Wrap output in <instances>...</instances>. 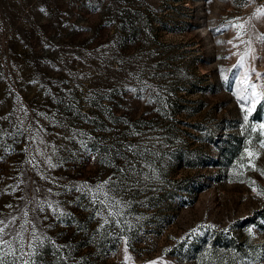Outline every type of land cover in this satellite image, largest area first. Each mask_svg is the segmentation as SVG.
<instances>
[{"label": "rangeland", "instance_id": "374dc122", "mask_svg": "<svg viewBox=\"0 0 264 264\" xmlns=\"http://www.w3.org/2000/svg\"><path fill=\"white\" fill-rule=\"evenodd\" d=\"M260 37L264 0H0V221L16 255L264 264V100L245 121L235 82L247 71L264 91Z\"/></svg>", "mask_w": 264, "mask_h": 264}, {"label": "snow or ice", "instance_id": "6c2138e0", "mask_svg": "<svg viewBox=\"0 0 264 264\" xmlns=\"http://www.w3.org/2000/svg\"><path fill=\"white\" fill-rule=\"evenodd\" d=\"M259 14V13H258ZM239 28H243L244 25L240 24L238 25ZM241 34L238 33V38ZM259 39L264 40V37H260ZM242 43H248L246 41H241ZM229 43H231V41H229ZM234 47H238L237 45H234ZM250 49L246 50L243 54L239 55V60L237 62L236 65H234V68H239V69H243L245 66V61L246 58L249 56L250 54ZM259 75V74H258ZM249 78H250V73L245 71L242 74L238 73L235 76V82L238 85H242L243 87H238L237 88V97L240 101H246L249 103V107H244V105L242 104L241 107L244 108V111L247 113L244 117L245 121L248 120V115H250L252 113V111L256 108V106L258 104H261V101L264 100V91H257V84L256 83H249ZM228 77H225V80H227ZM259 129L264 130V123H260L259 124ZM255 130V129H253ZM264 134V133H262ZM82 146H85L82 142ZM261 147H264V142L261 143L260 145ZM249 155H251V153H249ZM49 163H51L50 159H49ZM104 185H99L97 188V194H99L100 192L103 191ZM105 197L107 198V194H104ZM104 201L101 200L100 203H103ZM114 204H118L119 201H114ZM110 215H112V213H109ZM108 221L105 220V223H107ZM9 227V224L0 221V264H18V261H20L24 256H27V259H23L22 260V264H37V261L32 259L33 256H38L39 253L36 251H33L31 253H24L21 252L19 256L16 255L18 249H14L12 247V241L5 239L6 235H10L9 233L6 232V229ZM23 228V225L21 226ZM33 228H35V225H33ZM32 237L35 239H39L36 237L35 232L33 231L32 233ZM13 240H18V241H22L23 237H21L19 235V233L15 234V236H13ZM41 245L43 244V241H40ZM28 247H32L31 243H29ZM11 255L13 257H15L13 260H8L7 257Z\"/></svg>", "mask_w": 264, "mask_h": 264}]
</instances>
